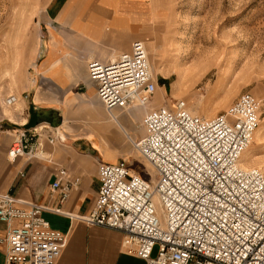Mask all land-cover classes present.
I'll list each match as a JSON object with an SVG mask.
<instances>
[{"label": "built area", "instance_id": "2783aa9c", "mask_svg": "<svg viewBox=\"0 0 264 264\" xmlns=\"http://www.w3.org/2000/svg\"><path fill=\"white\" fill-rule=\"evenodd\" d=\"M87 71L107 112L145 109L154 97L156 78L143 42L107 64L90 60ZM19 102L10 94L3 106L14 109ZM260 109L258 98L242 93L210 119L192 114L183 100L145 112V135L132 147L153 173L146 177L123 161L100 163L96 200L82 221L120 233L125 253L144 264H264V175L240 166ZM43 130L17 132L8 159L39 154ZM47 141L64 140L51 135ZM66 176L59 169L51 186L60 202L77 183L62 184ZM45 211L0 194V222L8 228L5 264H55L67 239L43 218Z\"/></svg>", "mask_w": 264, "mask_h": 264}, {"label": "crops", "instance_id": "0c3cea01", "mask_svg": "<svg viewBox=\"0 0 264 264\" xmlns=\"http://www.w3.org/2000/svg\"><path fill=\"white\" fill-rule=\"evenodd\" d=\"M167 14V0H49L38 24L40 39L14 90L20 96L17 108L3 110L0 97V194L46 208L43 218L67 239L55 264H144L125 253L120 233L88 226L81 218L96 200L98 165L127 163L131 143L145 135V112L156 108L152 99L145 109L107 112L87 63L107 64L136 41L150 45ZM37 126L44 128L40 153L9 160L16 133ZM51 135L63 143L50 144ZM59 169L67 173L62 184L77 182L64 202L51 188ZM7 229L0 222V264H5Z\"/></svg>", "mask_w": 264, "mask_h": 264}, {"label": "rangeland", "instance_id": "374dc122", "mask_svg": "<svg viewBox=\"0 0 264 264\" xmlns=\"http://www.w3.org/2000/svg\"><path fill=\"white\" fill-rule=\"evenodd\" d=\"M48 1L0 0L2 101L15 94L27 68ZM167 6L157 39L146 44L157 84L151 107L183 100L192 114L210 119L240 94L255 96L261 101L258 133L241 164L264 175V0H167ZM130 150L126 164L148 177V165Z\"/></svg>", "mask_w": 264, "mask_h": 264}, {"label": "bare ground", "instance_id": "6f19581e", "mask_svg": "<svg viewBox=\"0 0 264 264\" xmlns=\"http://www.w3.org/2000/svg\"><path fill=\"white\" fill-rule=\"evenodd\" d=\"M17 105H18V104H17ZM17 105H16V106H17ZM256 130H257V129H256ZM257 133H258V132L255 131L254 135L257 136ZM253 137H254V136H253ZM252 141H253V139H252ZM252 141H251L250 145L252 144ZM132 143H133V142H132ZM132 143H131V144H132ZM250 145L248 146V148H247V149L243 152V154L241 155L240 166H241L243 169L253 168V167H247V168H245V167H243L242 164H241V163H242V158L245 157L246 151L249 149ZM251 159H252V161H256V160H257V158H256V157H253V156L251 157ZM148 169L151 171L150 173L152 174L153 172H152V170H151V168H150L149 166H148ZM255 169H256V168H255ZM259 171H260V170H259Z\"/></svg>", "mask_w": 264, "mask_h": 264}]
</instances>
